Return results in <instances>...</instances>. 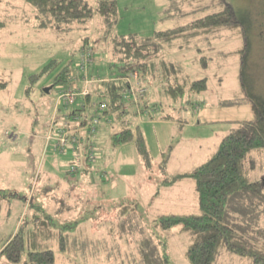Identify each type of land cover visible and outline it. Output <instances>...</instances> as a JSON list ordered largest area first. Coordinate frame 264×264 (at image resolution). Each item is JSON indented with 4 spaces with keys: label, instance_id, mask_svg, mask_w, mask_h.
I'll return each instance as SVG.
<instances>
[{
    "label": "rangeland",
    "instance_id": "1",
    "mask_svg": "<svg viewBox=\"0 0 264 264\" xmlns=\"http://www.w3.org/2000/svg\"><path fill=\"white\" fill-rule=\"evenodd\" d=\"M87 1L95 10L92 19L58 31L39 27V13L31 4L0 0V19L5 22L0 30V82L7 83L0 89V189L6 193L0 198V251L21 224L28 250L51 249L56 264H191L186 258L191 233L180 226L164 231L155 221L163 214L200 213L195 181L185 178L176 183L173 178L210 160L224 137L255 118L252 94L264 99V0H225L250 34L244 81L239 53L244 37L239 29L219 28L192 39L185 51L162 49L161 58L175 62L183 78L207 79L208 88L187 93L172 107L170 99H163L162 105L161 94L149 86V97L159 107L153 117H140V127L153 160L151 168L144 166L134 141L114 144L113 135L125 128L118 116L98 111L104 101L101 83L111 77L110 49L97 12L99 0ZM211 1L195 2L193 10ZM213 1L216 6L208 12L224 9L217 7L219 0ZM117 4L118 22L111 37H151L208 13L187 14L192 11L187 0ZM84 47L94 51V63L82 72ZM201 57L208 58L207 68ZM48 65L47 74L32 77ZM65 68L71 70L70 82L77 89L85 88L84 78L91 81V94L55 114V89L60 85L54 81ZM167 114L174 119H164ZM95 119L100 123L92 135L90 123ZM61 128L77 138L66 153L56 147V140L46 141L50 133L58 137ZM246 162L249 180L262 182L264 150L251 152ZM130 203L137 206L124 212ZM61 232L67 242L64 250ZM245 236L264 246V217ZM165 254L169 263L161 257ZM26 261L24 253L20 264ZM5 262L0 254V264ZM215 264H251V259L221 247Z\"/></svg>",
    "mask_w": 264,
    "mask_h": 264
},
{
    "label": "trees",
    "instance_id": "2",
    "mask_svg": "<svg viewBox=\"0 0 264 264\" xmlns=\"http://www.w3.org/2000/svg\"><path fill=\"white\" fill-rule=\"evenodd\" d=\"M22 1L31 4L38 11L37 17L41 19L39 27L54 28L58 31L71 30L76 24L91 20L95 13L87 0ZM182 1L186 3V0ZM201 1L203 0H187V6L190 5L192 9L187 14L208 12L216 6L212 0L210 5L198 6L193 10L194 3ZM221 5L224 9L218 12L211 11L187 24L157 31L151 37L137 34L111 37L112 30L118 22L117 0H99L97 12L106 28L103 38L105 42L108 41L110 49L111 72V77L101 83L100 96L109 102L105 113L118 116L120 124L125 127L113 135V142L122 144L134 141L147 168L153 166V160L140 127V117L145 115L153 117L155 109L159 107L153 104V99L148 98L149 86L154 85L161 94L162 105L163 99H170L172 107L187 93H199L208 88L207 79L191 81L183 78L182 70L175 62L161 58L163 48L185 51L191 46L192 39L198 40L211 35L223 27L239 29L244 37V47L239 51L243 66L241 80L244 81L243 69L250 53V34L234 7L225 0H219L217 7ZM4 27L5 22L0 19V30ZM200 62L203 67H208V58L201 57ZM50 69L51 65H48L32 77L38 79ZM71 73V70L63 69L56 76L54 85H68ZM130 73H137L140 81L148 89L147 94L138 101L125 99V91L129 86L125 78ZM5 88L7 83L0 82V89ZM252 99L255 118L241 123L236 130L224 137L210 160L191 172L173 178L174 182L184 178L195 181L200 213L163 214L155 221V225L161 230L172 231L180 226L183 231L191 233L193 242L186 251V258L191 264H215L221 247L240 256L249 257L251 264H264V246L257 245L252 238L245 236L254 230L264 217V180L260 183L252 182L247 176L246 160L250 153L264 150V99L253 94ZM164 119L173 120L174 117L167 114ZM131 123L135 126L132 127ZM164 184L167 185L165 182ZM2 192L4 190L0 189V198L6 196V193ZM133 205L137 206L130 203L123 207L126 208L124 212L134 208ZM59 235L60 247L64 250L67 245L66 237L63 232ZM0 252L9 264H20L24 253L27 254L26 264H56V254L53 250H28V236L22 231L21 225ZM161 257L169 263L166 254Z\"/></svg>",
    "mask_w": 264,
    "mask_h": 264
},
{
    "label": "built area",
    "instance_id": "3",
    "mask_svg": "<svg viewBox=\"0 0 264 264\" xmlns=\"http://www.w3.org/2000/svg\"><path fill=\"white\" fill-rule=\"evenodd\" d=\"M94 63V51L89 47H84L81 54L80 59V66L81 71L85 72L89 64ZM86 86L84 89H77L76 86H73L71 82L66 86H57L55 89V114L58 113L61 108H69L72 105H75L77 98L81 97L83 100L88 97L91 92L88 89V86H90L92 83L91 81L86 80ZM125 80L129 83L128 88L125 91V99H134L135 101H138L139 98H143L147 92L148 89L144 84L140 81L139 75L137 73H130L129 76L125 78ZM94 83H100V82H94ZM108 100L104 99L100 106L98 107L99 112H105L108 108ZM69 115L67 116V118ZM69 119V118H68ZM77 119V118H76ZM100 123L98 119H95L92 123H90V132L93 133L92 135H95L97 132V126ZM59 136L54 138L51 133L48 136L47 141H53L56 140L57 145L56 147L60 148L62 153H66L67 145L71 142L72 145H75L77 143V138H70V134L66 129L61 128L59 130Z\"/></svg>",
    "mask_w": 264,
    "mask_h": 264
},
{
    "label": "crops",
    "instance_id": "4",
    "mask_svg": "<svg viewBox=\"0 0 264 264\" xmlns=\"http://www.w3.org/2000/svg\"><path fill=\"white\" fill-rule=\"evenodd\" d=\"M109 79V78H108ZM95 87V85H92V88H94ZM148 98L149 99H153L154 97H152V98H150L149 97V95H148ZM154 101L156 100V99H153ZM46 141H47V137H46ZM88 170L86 169V171H85V175H88V172H87ZM184 174V173H183ZM180 175V174H179ZM178 176V175H177ZM185 179V178H184ZM181 180H183V179H181ZM180 181V180H179ZM177 183V182H176ZM195 186H196V183H195ZM196 190H197V188H196ZM198 194V193H197ZM21 225V224H20ZM20 225L19 224H17V226H16V230L14 231V233L12 234V236L16 233V231H18V229H19V227H20ZM2 249V248H1ZM5 264H9L7 261L5 262Z\"/></svg>",
    "mask_w": 264,
    "mask_h": 264
}]
</instances>
